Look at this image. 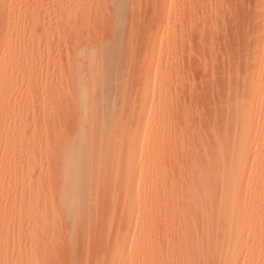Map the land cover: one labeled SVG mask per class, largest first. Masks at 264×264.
<instances>
[{
    "label": "rangeland",
    "instance_id": "1",
    "mask_svg": "<svg viewBox=\"0 0 264 264\" xmlns=\"http://www.w3.org/2000/svg\"><path fill=\"white\" fill-rule=\"evenodd\" d=\"M264 264V0H0V264Z\"/></svg>",
    "mask_w": 264,
    "mask_h": 264
},
{
    "label": "bare ground",
    "instance_id": "2",
    "mask_svg": "<svg viewBox=\"0 0 264 264\" xmlns=\"http://www.w3.org/2000/svg\"><path fill=\"white\" fill-rule=\"evenodd\" d=\"M237 263V259L236 258H232L231 261L228 264H236Z\"/></svg>",
    "mask_w": 264,
    "mask_h": 264
}]
</instances>
